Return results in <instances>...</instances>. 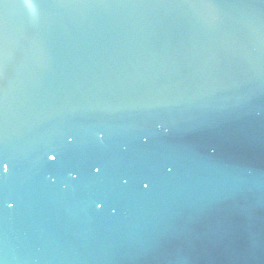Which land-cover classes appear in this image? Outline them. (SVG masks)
Segmentation results:
<instances>
[{
  "label": "water",
  "instance_id": "obj_1",
  "mask_svg": "<svg viewBox=\"0 0 264 264\" xmlns=\"http://www.w3.org/2000/svg\"><path fill=\"white\" fill-rule=\"evenodd\" d=\"M3 3L0 264H264V0Z\"/></svg>",
  "mask_w": 264,
  "mask_h": 264
},
{
  "label": "snow or ice",
  "instance_id": "obj_2",
  "mask_svg": "<svg viewBox=\"0 0 264 264\" xmlns=\"http://www.w3.org/2000/svg\"><path fill=\"white\" fill-rule=\"evenodd\" d=\"M0 4H3L4 8L9 7L7 3H3V0H0ZM203 6L215 7L216 5L206 4ZM93 138L95 144L98 147L103 148L108 139V134L103 128H99L93 133ZM143 139L144 142L147 143L149 138L144 137ZM61 142L66 148H74L79 146L80 139L78 134L75 133L72 129H67L61 134ZM45 156L53 160L60 158L59 154L55 153V149L53 148H49V150L45 152ZM160 166L161 168L166 169L168 173H171L173 171V168L169 167L167 161L162 160L160 162ZM14 167L15 165L13 160L10 159L6 153L0 155V181H6L8 176L14 171ZM86 168L87 174L92 180L103 182L104 180L111 177L112 181L122 189H126L132 183L136 184L139 187V190L145 192L150 191L153 187V178L151 175L127 169L112 173L110 172L109 162L100 156L89 158L86 161ZM73 171L75 174L73 175V173H69V175H71L73 179H78L80 173L75 170ZM106 201V194L100 193L98 194L97 199L94 201V204L98 209H101L103 208ZM0 202H2L3 205H5L7 208H12L15 204L14 200L11 203L9 202L6 192H3L2 190H0Z\"/></svg>",
  "mask_w": 264,
  "mask_h": 264
}]
</instances>
